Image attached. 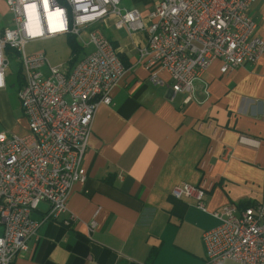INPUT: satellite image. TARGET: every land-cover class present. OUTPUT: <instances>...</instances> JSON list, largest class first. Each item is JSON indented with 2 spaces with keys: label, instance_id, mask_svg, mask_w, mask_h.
<instances>
[{
  "label": "crops",
  "instance_id": "obj_1",
  "mask_svg": "<svg viewBox=\"0 0 264 264\" xmlns=\"http://www.w3.org/2000/svg\"><path fill=\"white\" fill-rule=\"evenodd\" d=\"M160 1L124 0L122 6L148 17ZM249 14L264 41V0H256ZM114 23L111 16L99 28L126 72L111 92V104L96 113L83 162L87 180L74 185L68 200L79 221L71 226L61 222L66 216L45 221L48 206L40 207L33 214L41 225L30 250L13 264H204L202 236L218 225L212 214L264 202V54L257 65L226 75L222 62L213 63L185 103L168 75L161 74L163 85L150 81L139 57L146 33L117 30ZM10 25L11 13L0 0V29ZM84 36L89 39L88 31ZM9 68L6 88L0 89V134L24 136L29 132L19 99L24 82ZM241 137L259 145L242 144ZM204 182L211 185L205 189V212L195 198L173 196L176 188H201ZM92 220L97 228L89 236ZM3 232L0 225V236Z\"/></svg>",
  "mask_w": 264,
  "mask_h": 264
},
{
  "label": "built area",
  "instance_id": "obj_2",
  "mask_svg": "<svg viewBox=\"0 0 264 264\" xmlns=\"http://www.w3.org/2000/svg\"><path fill=\"white\" fill-rule=\"evenodd\" d=\"M124 0H4L11 25L0 29V89L6 88L7 48L23 69L25 85L19 99L29 132L24 136L0 134V264H13L30 250L40 223L33 214L48 206L45 221L65 226L79 218L69 212L68 200L77 183H85L83 162L92 124L101 105H110L111 92L126 72L118 51L99 25L115 17L117 30L145 32L139 51L150 71L149 79L163 85L171 80L174 94L193 100L195 84L211 65L222 62L221 73L257 65L264 41L255 35L257 23L249 14L256 0H161L148 17L122 6ZM88 31V43L82 38ZM76 37L91 51L73 66H53L45 52L27 50L32 43ZM48 73H44V69ZM256 147L257 140L241 137ZM201 188H176L173 196L193 197L206 211ZM212 216L218 225L202 236L204 264H264V202L239 209L229 205ZM96 220L87 225L91 236Z\"/></svg>",
  "mask_w": 264,
  "mask_h": 264
},
{
  "label": "rangeland",
  "instance_id": "obj_3",
  "mask_svg": "<svg viewBox=\"0 0 264 264\" xmlns=\"http://www.w3.org/2000/svg\"><path fill=\"white\" fill-rule=\"evenodd\" d=\"M86 42L88 39L86 36L83 37ZM30 52H35L38 50H42L46 53L47 58L51 62L53 66H58L60 64L65 65L71 58V48L67 38H60L56 40H50L45 42H40L27 48ZM9 71H11L14 75L19 73V63L15 57L9 56ZM46 70H44V73ZM47 206V205H46ZM41 208L45 207V204L40 206Z\"/></svg>",
  "mask_w": 264,
  "mask_h": 264
},
{
  "label": "trees",
  "instance_id": "obj_4",
  "mask_svg": "<svg viewBox=\"0 0 264 264\" xmlns=\"http://www.w3.org/2000/svg\"><path fill=\"white\" fill-rule=\"evenodd\" d=\"M59 1L62 2V0H59ZM68 42H69V45H70V48H71V58L69 60V64L71 66H73L81 57L84 56V54H85L84 53V50L85 49L78 42V40L76 39V37H73V36L69 37L68 38ZM6 54H7L8 57L9 56H13L14 57V52L10 48H7ZM19 78L24 82V85H25L24 72H23V69L21 67H20V71H19Z\"/></svg>",
  "mask_w": 264,
  "mask_h": 264
}]
</instances>
